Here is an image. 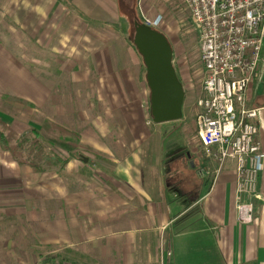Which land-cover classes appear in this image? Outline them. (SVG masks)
Returning a JSON list of instances; mask_svg holds the SVG:
<instances>
[{
    "label": "rangeland",
    "instance_id": "rangeland-1",
    "mask_svg": "<svg viewBox=\"0 0 264 264\" xmlns=\"http://www.w3.org/2000/svg\"><path fill=\"white\" fill-rule=\"evenodd\" d=\"M118 1L94 0L90 15L84 16L77 0H0V45L4 48L0 49V74L8 72L10 76L12 69L7 65L5 51L24 72L21 96L13 95L8 89L12 87L4 88L7 74L0 77V118L18 135H28L32 128L39 130L48 156L60 161L70 159L69 155L60 147L49 146L46 138L66 140L72 154L79 155L76 159L94 158L104 154L102 150L125 154L130 148L140 149L146 166H153L158 179L162 181L167 174L165 180L171 187L175 178H180V191L187 190L188 181L195 183V172L186 166L187 153L195 169L203 158L194 132L195 103L201 95L203 79L198 30L182 0H123L125 7L128 4L130 10L132 7L136 11L139 23L154 21L152 29L168 40L176 76L185 94L179 122L154 124L145 67L129 42L131 34L133 37L130 25L119 18ZM98 12L102 16H94ZM37 84L41 88L35 90L33 85ZM251 86L252 102L262 104L264 64H260ZM48 124L72 135L65 139ZM177 145L183 146L186 155L176 156L166 165L167 158L178 151L174 150ZM192 147H196L195 151ZM59 165L42 160L35 173L47 175ZM208 168L207 182L214 176L216 165ZM203 185H194L195 191ZM165 196L173 200L172 195ZM177 206L174 203L172 208ZM186 217L171 227L176 239L171 240L167 250L170 256L167 251L161 252L163 261L159 263V255L157 264H207L202 253L193 256L197 254L190 249L193 239L181 230L194 215ZM17 223L9 222L7 241L0 239V264H62L44 252L35 255L29 239L22 240L15 233L16 227L23 226ZM170 230L158 233L159 250L166 249L164 240ZM0 237L4 234L0 233Z\"/></svg>",
    "mask_w": 264,
    "mask_h": 264
},
{
    "label": "crops",
    "instance_id": "crops-1",
    "mask_svg": "<svg viewBox=\"0 0 264 264\" xmlns=\"http://www.w3.org/2000/svg\"><path fill=\"white\" fill-rule=\"evenodd\" d=\"M77 1L83 15L89 16L94 0ZM94 16H102V12ZM263 48L264 43L262 51ZM0 49L4 50L1 45ZM5 57L12 69L10 76L8 72L0 74V77L8 75H4L7 80L3 86L12 87L8 88L11 93L21 96L23 67L6 51ZM33 86L35 90L41 88L39 84ZM251 88L247 106L259 109L258 140L263 154V168L257 181L260 199L253 202L251 223L242 225L237 221L232 161H227L216 178L212 176L207 182L208 167L215 164L200 158L195 169L192 156L187 153L186 166L195 172L192 174L195 183L188 181L187 190L180 191L178 185L183 181L175 178L169 187L165 180L168 175L162 181L158 179L153 166H146L137 148H130L125 154L102 150L104 154L86 157V163L82 159L62 158L61 166L47 175L15 163L0 150V233L4 234L0 239L7 241L5 234L11 233L8 224L16 221L23 225L15 229L19 238L29 239L35 255L44 252L52 261L157 264L160 253L170 249L171 240L176 239L171 227L180 218L194 215L181 228L193 239L190 249L197 252L193 256L202 253L207 264H264V102L260 105L252 102ZM175 147L178 151L167 158L166 165L176 156L186 155L183 146ZM196 184H204L198 192ZM165 193L172 195L173 200ZM246 201L242 198V202ZM174 203L177 209L172 208ZM167 230L171 234L164 240L166 249L159 250L158 233Z\"/></svg>",
    "mask_w": 264,
    "mask_h": 264
},
{
    "label": "built area",
    "instance_id": "built-area-1",
    "mask_svg": "<svg viewBox=\"0 0 264 264\" xmlns=\"http://www.w3.org/2000/svg\"><path fill=\"white\" fill-rule=\"evenodd\" d=\"M199 34L203 79L194 132L201 155L214 163V178L227 161L235 165L236 216L253 221L263 168L258 112L247 106L248 91L264 64V0H182ZM150 28L154 21L145 20ZM246 198L247 202H242Z\"/></svg>",
    "mask_w": 264,
    "mask_h": 264
},
{
    "label": "water",
    "instance_id": "water-1",
    "mask_svg": "<svg viewBox=\"0 0 264 264\" xmlns=\"http://www.w3.org/2000/svg\"><path fill=\"white\" fill-rule=\"evenodd\" d=\"M132 44L145 67L153 123L160 125L180 121L185 94L173 68V54L168 40L157 30L134 21ZM81 159L87 162V158Z\"/></svg>",
    "mask_w": 264,
    "mask_h": 264
},
{
    "label": "trees",
    "instance_id": "trees-1",
    "mask_svg": "<svg viewBox=\"0 0 264 264\" xmlns=\"http://www.w3.org/2000/svg\"><path fill=\"white\" fill-rule=\"evenodd\" d=\"M118 2L120 10L119 18H121V20L124 22L126 21L130 25L131 33H133V22H139L136 11L132 7L130 10V5L128 4H126L125 7L123 0H119ZM129 42L133 46L132 34L130 36ZM48 126L49 128H54L57 130L60 133L59 136H64L63 138L72 135L70 132H67L56 125L48 124ZM42 139L44 138L39 133V130L35 128H32L28 135H18L14 132V130H12L11 127L5 124V121L0 119V146L2 150L6 151L14 162L19 165L28 166L34 172H38L40 170V162L42 160H45L49 165L62 163L59 158L48 156L46 146L42 143ZM45 140L51 147H60L65 153L69 155L70 158L79 157L77 154H72L71 147L65 143L66 140L63 141V139L61 140L60 138H46Z\"/></svg>",
    "mask_w": 264,
    "mask_h": 264
},
{
    "label": "flooded vegetation",
    "instance_id": "flooded-vegetation-1",
    "mask_svg": "<svg viewBox=\"0 0 264 264\" xmlns=\"http://www.w3.org/2000/svg\"><path fill=\"white\" fill-rule=\"evenodd\" d=\"M203 159H205V158H203Z\"/></svg>",
    "mask_w": 264,
    "mask_h": 264
}]
</instances>
